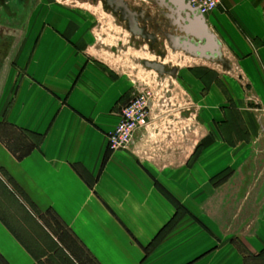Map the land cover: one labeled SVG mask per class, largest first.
<instances>
[{"label": "crops", "instance_id": "0c3cea01", "mask_svg": "<svg viewBox=\"0 0 264 264\" xmlns=\"http://www.w3.org/2000/svg\"><path fill=\"white\" fill-rule=\"evenodd\" d=\"M32 1L0 4L29 6L0 69V189L14 181V206L54 215L96 264H263L262 0H220L206 15L185 0H150L140 27L216 78L191 66L171 74L182 99L152 101L150 125L117 152L109 137L141 86L90 57V9ZM204 28L214 41L199 38ZM0 204V263L56 264L60 247L41 218L30 212L40 233L28 238Z\"/></svg>", "mask_w": 264, "mask_h": 264}, {"label": "rangeland", "instance_id": "374dc122", "mask_svg": "<svg viewBox=\"0 0 264 264\" xmlns=\"http://www.w3.org/2000/svg\"><path fill=\"white\" fill-rule=\"evenodd\" d=\"M125 1L130 9L138 14L143 10L151 11L152 9L150 0ZM59 2L66 5L86 7L95 14L98 38L97 45L90 48V57L99 61L104 67L131 74L137 84L142 86L141 89L146 88L151 92L154 101L169 100L170 98H173V100L182 99L183 94L175 89V80L173 77L171 78V74H175L176 71L189 69L191 66L194 67L193 70L196 69L199 72L204 81L206 78H216V75L210 72V68L202 65H199V69L195 68L197 67L196 61L189 60L176 52L165 41L164 37L160 36L158 38L156 28H151L148 31L151 35H156L157 38L153 41L135 37L129 30L128 22L124 20L120 13L114 12L107 5V0H59ZM262 2L264 4V0ZM32 4H37V0L32 1ZM13 8L12 12L9 13L0 12V69L3 67V61L9 67L15 48L16 36L19 33V26L22 20L24 21L29 16V6L23 8L22 11L19 10L21 14H16ZM14 14L19 15L17 17L19 21H16ZM155 17L158 22L167 23V19L163 16L158 14ZM158 66L161 67L163 72L156 69ZM1 82L2 77L0 78V85ZM5 181L9 186L8 179H5ZM9 187L10 189L6 188L4 192H2L3 189H0V200L7 202V205L5 204L7 213L15 212L17 214V217L12 219V223L15 224L18 230H23L28 238H32L36 234L34 232H40L34 230L33 224L31 226L34 220L30 212L40 217L41 222L48 230V232H45L46 236L52 239L54 237L55 241H58L55 242L60 247L55 257L56 264H96L54 215L50 213L40 214L30 203H24L30 212L26 208L23 212L19 211L14 206V199L10 197V190L12 189L15 192L18 189L13 188L11 185ZM0 206L3 208L2 204ZM43 239L46 241L45 238Z\"/></svg>", "mask_w": 264, "mask_h": 264}, {"label": "built area", "instance_id": "2783aa9c", "mask_svg": "<svg viewBox=\"0 0 264 264\" xmlns=\"http://www.w3.org/2000/svg\"><path fill=\"white\" fill-rule=\"evenodd\" d=\"M185 1L202 15L217 10L220 5V0ZM141 87L134 99L122 109L121 121L109 137L111 152L128 150L134 143L136 133L150 125V111L154 100L151 92Z\"/></svg>", "mask_w": 264, "mask_h": 264}, {"label": "water", "instance_id": "95a60500", "mask_svg": "<svg viewBox=\"0 0 264 264\" xmlns=\"http://www.w3.org/2000/svg\"><path fill=\"white\" fill-rule=\"evenodd\" d=\"M107 5L112 8L114 12L120 13L123 16L124 20L128 22L130 32L135 37H141L143 39L152 41L155 40V36L150 35L145 29L140 27L139 19L140 17H143L144 14H138L137 12L132 11L125 0H107ZM202 37H206L208 40L214 41V38L207 33L205 28L203 29L202 34L199 36V38ZM214 46V49H217L218 45ZM184 47L193 52L198 50V47L193 45H184ZM215 52L217 51L215 50ZM216 55L219 57L220 54L217 53ZM156 69H160V71L163 72V70L159 66L156 67Z\"/></svg>", "mask_w": 264, "mask_h": 264}, {"label": "trees", "instance_id": "16d2710c", "mask_svg": "<svg viewBox=\"0 0 264 264\" xmlns=\"http://www.w3.org/2000/svg\"><path fill=\"white\" fill-rule=\"evenodd\" d=\"M25 1V0H24ZM23 1V2H24ZM14 2V1H13ZM21 157H23V156H21ZM20 157V158H21ZM7 179H8V182H9V184L13 187V188H15V189H18V187H17V185L14 183V181L12 180V179H10V178H8L7 177ZM244 254L246 255V257H249V254L246 252V251H244ZM1 264V263H0ZM263 264H264V262H263Z\"/></svg>", "mask_w": 264, "mask_h": 264}, {"label": "flooded vegetation", "instance_id": "af4514ba", "mask_svg": "<svg viewBox=\"0 0 264 264\" xmlns=\"http://www.w3.org/2000/svg\"><path fill=\"white\" fill-rule=\"evenodd\" d=\"M11 2V1H17V2H19V4L20 3H24L23 1L24 0H0V4H6L7 2Z\"/></svg>", "mask_w": 264, "mask_h": 264}]
</instances>
